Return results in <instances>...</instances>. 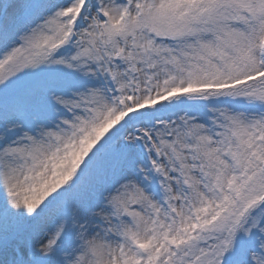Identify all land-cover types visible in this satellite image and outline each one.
I'll return each instance as SVG.
<instances>
[{
	"label": "snow or ice",
	"instance_id": "snow-or-ice-1",
	"mask_svg": "<svg viewBox=\"0 0 264 264\" xmlns=\"http://www.w3.org/2000/svg\"><path fill=\"white\" fill-rule=\"evenodd\" d=\"M0 264H264V0H0Z\"/></svg>",
	"mask_w": 264,
	"mask_h": 264
}]
</instances>
